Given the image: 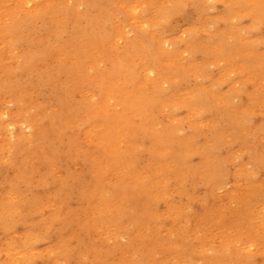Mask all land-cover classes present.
<instances>
[{"label":"rangeland","instance_id":"obj_1","mask_svg":"<svg viewBox=\"0 0 264 264\" xmlns=\"http://www.w3.org/2000/svg\"><path fill=\"white\" fill-rule=\"evenodd\" d=\"M197 1L187 3L161 33L151 29L150 19L161 6H173L171 0H86L78 6L79 11L98 9L112 13V21L102 23L117 25L125 42L143 39L145 44L147 35L158 36L163 42L165 54L160 69L151 74L149 58L141 61L138 68L147 78L158 80L162 91H176L165 102L156 103L157 127L177 125V134L183 137L189 132L191 118L198 129L190 142L196 148L190 162L199 171L191 177L193 183L175 184L172 176L166 177L150 164V151L144 149L136 156L134 166L123 161L111 163L95 180L86 169L90 159L81 156L82 151L95 147L93 141L79 134L89 126L83 116L72 137L57 145L59 152L66 148L73 151L75 158L62 161L67 168L50 166V161L54 163L63 155L55 151L46 153L45 142L41 148L45 159L35 162L34 173L50 172L51 188H56L67 173L78 174L91 191L101 193L102 201L88 207L89 193L73 197L64 213L55 218L58 205L51 189H33V204L41 213L30 212L25 222L8 223L0 230V264H90L97 252L123 264H218L220 260L264 264V161L260 160L264 155V21L256 22L245 14L247 5L256 6L261 0ZM50 23L38 22L35 34L44 36ZM23 27V23L16 27L19 35L24 32ZM13 45L9 55L0 57V64L6 62L12 70V64L19 61L28 46L24 41ZM118 45L123 44L119 41ZM91 60L82 61L86 66L83 74L88 78L92 77V70L87 67ZM254 64L260 71L249 70ZM82 87L87 89L86 84ZM156 90H147L146 97L155 99ZM216 90L215 98L229 97L228 108L223 107L218 113L215 104L209 116L189 115V101ZM45 94L39 95L38 117L53 115L51 108L42 104ZM56 96L67 99L62 92ZM93 98L96 100V96ZM52 124L48 141L54 142L57 127ZM255 131L257 139L252 137ZM139 145L145 148L150 142L143 138L139 144H133V156ZM211 148L214 150L207 152ZM208 153L215 154L207 158L212 170L200 167L202 156ZM11 170L0 164V204L18 202L16 195L7 192L5 178L11 176ZM152 170L157 171L156 178L148 184L144 178ZM208 173L218 180L217 184L209 186L204 181ZM121 174L126 177V186L118 191ZM188 202L190 208L186 209ZM119 204H128L135 211L145 204L149 209L147 223L135 225L127 219L126 212L108 216L105 208ZM1 206L0 214L4 209ZM79 207L88 209L91 216L78 213ZM240 209L244 211L239 215ZM35 227L47 229L46 233L37 240L26 238ZM141 243L142 248H138ZM142 250L150 252L149 259ZM91 264L102 263L94 260Z\"/></svg>","mask_w":264,"mask_h":264},{"label":"bare ground","instance_id":"obj_2","mask_svg":"<svg viewBox=\"0 0 264 264\" xmlns=\"http://www.w3.org/2000/svg\"><path fill=\"white\" fill-rule=\"evenodd\" d=\"M84 1L86 0H0V46H4L0 49V57L10 54L9 49L13 48L14 42L24 41L28 45L21 53L19 61L12 64L14 70L6 62L0 64V164L11 167V176L4 177L8 186L7 192L10 196L18 197V202L13 205L8 202L0 204L4 207L0 214V230L8 223L25 222L30 212L41 213V209L34 205L36 200L31 193L36 188H50L53 192L54 202L58 205L55 218L64 213L73 197L79 198L89 193L88 207L96 201H102L101 193L91 191L80 181L78 174L67 173L57 187L52 186V189L48 180L50 172L40 175L34 173L35 162L45 159L41 150L45 142L48 143L45 144L46 153L55 151L63 155L54 163L50 161V166L55 168L60 165L67 168L62 161L75 158L73 151L66 148L59 152L57 145L72 137L73 129L83 116L89 126L79 134L93 141L95 147L82 151L81 156L82 159H90L86 169L95 180L111 163L118 164L123 161L134 166L136 156L143 149L150 151V164L166 177L172 176L175 184L186 181L193 183L191 177L198 175L199 171L190 162L193 149H196L190 142L197 134V127L190 118L189 132L183 137L177 134V125L157 127L154 119L156 103L165 102L176 91H162L158 80L147 78L138 68L141 61L145 62L149 58L152 63L149 72L152 74L160 69V60L165 54L163 42L153 35H147L145 44L143 39L125 42L117 25L112 22L108 25L102 23V20L112 21L113 14L103 13L98 9L79 11L78 6ZM171 2L173 6H161L151 17L150 26L154 32L161 33L170 19L181 12L187 3H198L197 0ZM263 5L264 0L256 6L247 5L246 16L255 18L256 22L264 21ZM48 20L51 23L50 27H46L45 35L35 34L38 30L37 23ZM21 23L25 30L19 35L16 27ZM251 27L256 29L257 25ZM119 41L123 45H118ZM58 53L62 55L56 57ZM85 59H92L87 66L92 70L91 78L83 74L86 66L82 61ZM250 68L253 72L260 71L256 64ZM144 80L148 84L143 83ZM83 84H86L87 89H83ZM150 89H157L155 99L146 97V92ZM175 89L173 86L172 90ZM59 92L65 93L68 100L59 99L56 96ZM216 93L217 90L209 91L189 101V115L209 116L215 104L219 107L218 113L223 111V107L228 108L229 97L215 98ZM44 94L47 97L42 100V104L51 108L53 115L38 117V112L41 111L39 95ZM240 118L246 119L242 116ZM52 123L57 127L54 142L48 141ZM219 131L216 129L215 132ZM252 137L257 139L256 131ZM143 138L149 140L150 146L143 148L139 145L133 156L131 147L137 142L139 144ZM214 148L207 149V152H212L210 150ZM214 155L208 153L202 156L200 167L212 170L213 166L208 163L207 158ZM260 160L264 161V155ZM154 172L157 171L152 170L145 176L148 184L155 180ZM203 179L209 186L218 182L210 173ZM125 186L126 177L121 174L116 190L123 191ZM190 204H186V209L190 208ZM148 210L145 204L136 211L128 204L105 208L107 215L111 217L126 212L127 219L135 225L147 223ZM243 211L240 209L238 214ZM77 212L90 215V211H85L83 207H79ZM46 230L35 227L26 238L40 239ZM142 243L138 248H142ZM142 253L144 257L150 258V252L142 250ZM94 260L102 264H123L121 260L110 261L100 252L93 256L91 263ZM235 262L220 260L218 264H236Z\"/></svg>","mask_w":264,"mask_h":264}]
</instances>
